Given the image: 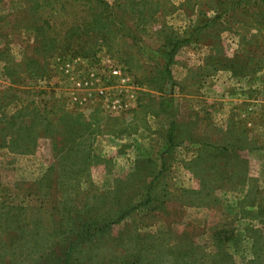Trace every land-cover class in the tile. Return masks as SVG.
<instances>
[{
    "label": "rangeland",
    "instance_id": "rangeland-1",
    "mask_svg": "<svg viewBox=\"0 0 264 264\" xmlns=\"http://www.w3.org/2000/svg\"><path fill=\"white\" fill-rule=\"evenodd\" d=\"M154 184L158 210L72 264H175L182 248L212 264L222 229L232 264H264L246 234L264 195V0H0V264H51Z\"/></svg>",
    "mask_w": 264,
    "mask_h": 264
},
{
    "label": "trees",
    "instance_id": "trees-1",
    "mask_svg": "<svg viewBox=\"0 0 264 264\" xmlns=\"http://www.w3.org/2000/svg\"><path fill=\"white\" fill-rule=\"evenodd\" d=\"M207 149H210V150L214 149L215 152L220 155L232 153L233 151H240V150L243 151L244 150L239 147H233L232 145L226 146V147H220V148H216L214 146L211 147L208 145ZM222 166L219 165L218 170L219 171L222 170V173H224L223 177L225 176V173L227 175H230L229 178H226L228 179L229 182L233 181L232 177L234 176L238 178L237 175H239V173L235 172L236 170H234V168H232L233 171L231 172L227 171L228 168H231L230 164H228L224 168ZM154 187H155V184L151 188L147 189L144 196H142V199L140 200L139 204L137 203L136 205H134L133 200L131 199L129 200V202H125L123 197H122V200L119 199L116 202H110L111 207L109 211H106V213L104 212V216H102L101 218L102 219L101 221L105 223L104 227H100L97 220L95 222H92V220H89L90 222L87 221L86 224L82 226V228H80L75 233H73L75 234L76 238L73 240L71 239L68 245L61 244L57 246V248L54 250L53 255L48 257V259L50 258V260H47V262L50 261L51 264H72L74 260V252L77 250V246L79 244L90 241L98 233L104 235L105 231L109 232L113 225H117V224L120 225L124 223L127 220V218H132L134 215L137 216V215H140L141 213L149 214L152 211L158 210L160 207L158 206L157 203L160 202L162 198L159 195H157V193L154 191L155 189ZM108 199H110L109 194L104 196L105 201H107ZM248 202H249L248 204L249 209H248L247 214L249 215L250 219L252 220H256V219L259 220V218L262 219L260 220V225L258 229L249 227L246 230L247 237L249 238L252 236V234H255V236H253V238L250 240H252L251 246H252V250L254 254L253 257L255 261H258V258L261 257V254L262 253L264 254V240L260 241L263 238L256 235L257 233H260L262 231L264 232V195H260V201L256 200L255 202V199L251 200L249 198ZM231 233H232L231 231L228 232L227 230L222 229L220 234L219 233L215 234L214 236L215 240L214 239L213 240L215 241L214 242V245H215L214 258L216 259L214 260L212 257V259L210 260L212 264H228V262L232 264V256L228 254L227 252L225 253V250H223V247H221V242H222L221 236L228 237V235L231 236ZM217 235L219 236L220 241L217 239ZM172 256H175L173 258L175 264H181V263L189 264V262L187 261V258L189 257V252L187 250H183V248L182 250H179L178 252H176L175 255H172ZM143 259L144 257L137 259L138 260L137 263H141Z\"/></svg>",
    "mask_w": 264,
    "mask_h": 264
},
{
    "label": "built area",
    "instance_id": "built-area-1",
    "mask_svg": "<svg viewBox=\"0 0 264 264\" xmlns=\"http://www.w3.org/2000/svg\"><path fill=\"white\" fill-rule=\"evenodd\" d=\"M113 74H114V75H117L118 77H120V78H121V81L125 82V79H124V78H122V76H121V74H120V72H119V71H114V72H113Z\"/></svg>",
    "mask_w": 264,
    "mask_h": 264
}]
</instances>
